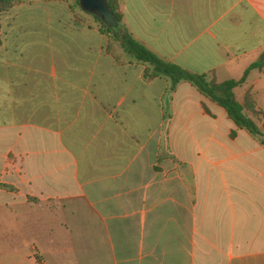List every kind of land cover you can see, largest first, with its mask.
<instances>
[{"label":"crops","instance_id":"0c3cea01","mask_svg":"<svg viewBox=\"0 0 264 264\" xmlns=\"http://www.w3.org/2000/svg\"><path fill=\"white\" fill-rule=\"evenodd\" d=\"M70 4L0 12V264H264V146L188 82L108 54ZM117 4L159 60L216 82L246 71L234 97L264 113V64L247 68L264 0Z\"/></svg>","mask_w":264,"mask_h":264},{"label":"trees","instance_id":"16d2710c","mask_svg":"<svg viewBox=\"0 0 264 264\" xmlns=\"http://www.w3.org/2000/svg\"><path fill=\"white\" fill-rule=\"evenodd\" d=\"M22 1L24 0H0V12ZM73 1L79 6L77 0ZM99 1L110 14L112 23L105 24L100 16L89 14L99 23L100 32L107 36L105 50L108 54L115 59L118 58L115 54V43L118 42L126 54L133 57L134 60L147 63L150 66L149 72L145 73V77L163 75L169 79L171 87L180 80L188 82L201 95L221 107L236 128L242 129L264 146V113L255 108L253 98L248 90L243 93L241 102L235 99L232 91L235 86L243 81L246 71L237 80L227 79L216 82L206 74H191L172 63L163 62L126 33L121 23L117 0ZM70 5L73 7L72 4ZM263 64L264 52L259 56L258 60L249 64L247 68L260 69ZM232 134L233 131H230L229 135L232 136ZM3 186L5 187V185Z\"/></svg>","mask_w":264,"mask_h":264},{"label":"water","instance_id":"95a60500","mask_svg":"<svg viewBox=\"0 0 264 264\" xmlns=\"http://www.w3.org/2000/svg\"><path fill=\"white\" fill-rule=\"evenodd\" d=\"M79 7L91 14H96L101 17V20L105 24L112 23V18L110 14L101 5L99 0H77Z\"/></svg>","mask_w":264,"mask_h":264},{"label":"rangeland","instance_id":"374dc122","mask_svg":"<svg viewBox=\"0 0 264 264\" xmlns=\"http://www.w3.org/2000/svg\"><path fill=\"white\" fill-rule=\"evenodd\" d=\"M70 1V3L72 4V6L74 7V8H76V9H79V6H77L75 3H74V1L73 0H69ZM87 17H90L89 19H91V14H88L87 12H83Z\"/></svg>","mask_w":264,"mask_h":264}]
</instances>
